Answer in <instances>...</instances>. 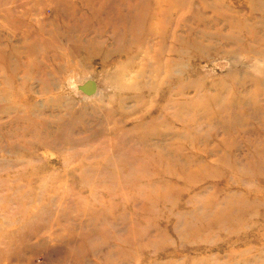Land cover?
Returning <instances> with one entry per match:
<instances>
[{
    "label": "rangeland",
    "instance_id": "obj_1",
    "mask_svg": "<svg viewBox=\"0 0 264 264\" xmlns=\"http://www.w3.org/2000/svg\"><path fill=\"white\" fill-rule=\"evenodd\" d=\"M0 264H264V0H0Z\"/></svg>",
    "mask_w": 264,
    "mask_h": 264
},
{
    "label": "bare ground",
    "instance_id": "obj_2",
    "mask_svg": "<svg viewBox=\"0 0 264 264\" xmlns=\"http://www.w3.org/2000/svg\"><path fill=\"white\" fill-rule=\"evenodd\" d=\"M159 1H160V0H159ZM152 27H153V26H152ZM166 75H167V73H166ZM164 80H165V79H164ZM157 81H158V80H157ZM156 83H157V82H156ZM132 84H133V83H132ZM132 84H131V85H132ZM156 87H157V86H156ZM154 88H155V87H154ZM148 91H149V90H148ZM152 97H153V96H152ZM138 100H139V99H138ZM165 119H166V118H165ZM150 123H151V122H150ZM166 171H167V170H166ZM159 201H160V200H159Z\"/></svg>",
    "mask_w": 264,
    "mask_h": 264
}]
</instances>
